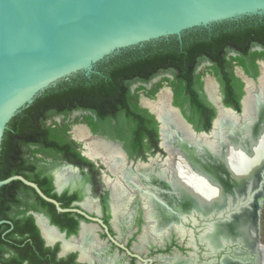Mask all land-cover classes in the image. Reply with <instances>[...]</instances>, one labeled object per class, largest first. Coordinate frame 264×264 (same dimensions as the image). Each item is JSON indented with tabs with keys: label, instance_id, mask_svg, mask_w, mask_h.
<instances>
[{
	"label": "trees",
	"instance_id": "16d2710c",
	"mask_svg": "<svg viewBox=\"0 0 264 264\" xmlns=\"http://www.w3.org/2000/svg\"><path fill=\"white\" fill-rule=\"evenodd\" d=\"M256 46L261 49L252 50ZM223 48L226 51L235 49L238 55L231 58L237 59L246 71L253 70L257 75L256 60L264 58V16L215 24L188 31L181 39L171 37L129 48L99 62L90 76L77 74L60 81L9 122L2 141L0 178L23 175L36 182L48 196L60 201L62 206H69L66 193L53 191L54 178L47 159L53 158V163L66 160L75 165H93L76 149V141L68 133L70 122L66 120L74 111H91L95 116L86 115L83 121L94 131H98V123L104 124L105 132L123 139L131 153L139 152L142 144L147 145V149L159 150L155 116L139 106L138 95L131 91L133 82H149L159 73L174 74L170 81L174 104L186 112L184 104L188 103L189 122L197 131H210L216 111L197 91V85H202L199 76L194 79L197 65L210 59L221 65L216 71L223 84L226 105L241 111L239 100L244 94L240 91L235 95L230 89L233 75L225 71L228 66L223 62L228 64L231 59L227 58V52L223 53ZM221 72L230 76L226 78ZM165 80L169 78L165 77ZM161 85L159 82L150 94L154 95ZM58 116L63 118L56 120ZM112 119L117 120L118 127L125 124L126 133L111 130ZM79 121L76 117L75 122ZM144 138H147L146 142ZM30 210L45 212L62 229L65 224L61 218L71 213L59 212L53 203L21 180L1 186L0 221H8L0 223V264H23L25 261L29 264H68L73 255L57 258L58 247L45 245L33 214L28 213Z\"/></svg>",
	"mask_w": 264,
	"mask_h": 264
},
{
	"label": "flooded vegetation",
	"instance_id": "af4514ba",
	"mask_svg": "<svg viewBox=\"0 0 264 264\" xmlns=\"http://www.w3.org/2000/svg\"><path fill=\"white\" fill-rule=\"evenodd\" d=\"M255 49H261V47L252 48V50ZM226 50L223 48V53L227 52V58L231 61L228 64L226 61L223 62L225 66H228L225 71L231 72L230 75H233L230 80L233 85L230 89L235 92V95L240 91H244L239 100L241 111H237L234 107L225 103L223 84L216 71L218 65L221 66L220 64L212 59L204 60L197 65L194 72L196 75L194 79L196 80L199 76L202 82L201 87L197 85L200 97L216 111V115L212 120V127L215 118L218 116L220 106L232 108L239 113L242 112L243 99L245 95L250 93L249 81L251 82L252 94H256L253 93L255 91L253 83H259L257 93H260L262 88L261 77L263 75L264 58L256 60L259 72L254 75L253 70L246 71L237 59L231 58L238 55L235 49ZM229 73L224 72L222 74L221 72L226 78L230 76ZM165 77H168L169 80H165ZM234 77L235 79H233ZM173 78L174 74L172 72H165L159 73L149 82L136 81L131 84L132 93L138 95L139 106L153 114L158 123L159 150L147 149L148 146L142 144L140 150H138L139 152L131 153L126 148L123 139L113 137L105 132L107 127L104 124L98 123L99 129L94 131L87 122L83 121L84 116L94 115L91 111H74L67 118L66 121L70 122L68 133L70 138L76 141V149L89 159L93 165H75L66 160H58V162L53 163V158H48L49 170L54 178L53 191L58 194L66 193V196L68 195L67 199L70 200L67 208L80 209L88 214L90 218L76 211H68L71 213L61 218V221L65 224L62 229L59 224L52 222V218L45 212L34 210L28 212L29 214L38 212L49 219L50 226L45 219L39 217V221L45 222L58 235V238L52 241V245L47 244L33 214L45 245L51 248L58 247V259L71 258L73 255V260H70L68 264H225V259L237 264H242V259L249 261L250 264H258L259 253L256 252L255 247H247L242 236L233 240L224 239L218 248L212 247L201 238L212 223L228 218L229 213L236 210L234 203L223 210L222 217L214 219H206L204 215L196 210L184 214L174 213L171 216H164L163 220H157L154 218L155 215H152L156 207L150 200L148 191H150L149 188L153 191L155 188L149 184L145 176L140 175L138 165L154 162L158 163L155 165L161 167L169 157V153L167 152L168 156H164L166 150H163L164 147L161 144L163 140L161 133L162 121L157 112L151 108L149 102L156 101L161 91L164 88H169L171 91L169 102L172 108L173 106L179 108L187 121H189L187 117L190 115L188 103L184 104L186 112H183L181 106L174 104V89L170 85ZM208 81L214 84L217 100L211 96L208 90ZM159 82L162 85L157 88L154 95H151L150 90L154 89ZM140 86H144V88L141 89ZM259 95L261 93L256 96ZM75 112H80V114L73 117ZM58 117H56V120ZM76 117H79V122H75ZM76 125H82L88 132L89 138L76 137L74 130ZM118 129L126 133L125 124L118 127L117 120L112 119L111 130L116 131ZM91 139L106 142L107 145L118 149L123 157V161L117 164V168L121 169L120 171L113 172L106 163L105 156L108 152H102V154L93 158L89 157L86 145H90L91 142L89 141ZM146 141L147 138H144V142ZM161 153L162 158L159 157ZM66 166L72 170L68 171L67 179L63 181L60 170ZM123 169L126 170L127 175L133 177L135 181L133 184L139 182L138 186H133L132 182L124 178ZM5 221L8 220L1 222ZM86 239H88L87 243L85 242ZM66 242L70 245L68 250L64 249ZM23 264L29 263L25 261Z\"/></svg>",
	"mask_w": 264,
	"mask_h": 264
},
{
	"label": "water",
	"instance_id": "95a60500",
	"mask_svg": "<svg viewBox=\"0 0 264 264\" xmlns=\"http://www.w3.org/2000/svg\"><path fill=\"white\" fill-rule=\"evenodd\" d=\"M262 16L264 0H0V160L11 119L60 81L77 74L90 76L99 62L129 48L171 37L181 39L191 30ZM246 98L241 113L229 107L225 110L242 120ZM173 108L183 124V134L174 136L188 147L197 144L198 136L209 135L220 115L218 108L212 129L199 132L179 108ZM14 180L33 187L59 212L76 211L90 218L80 209L63 207L23 175L0 178V187ZM254 195L248 190L237 198L234 208L247 206ZM260 202L261 208L264 197ZM32 213L47 244L52 245L39 223V217L48 225L49 219ZM222 216L223 212H214L205 218ZM245 219L242 217L243 222ZM242 264L250 263L242 259Z\"/></svg>",
	"mask_w": 264,
	"mask_h": 264
},
{
	"label": "bare ground",
	"instance_id": "6f19581e",
	"mask_svg": "<svg viewBox=\"0 0 264 264\" xmlns=\"http://www.w3.org/2000/svg\"><path fill=\"white\" fill-rule=\"evenodd\" d=\"M208 90L217 100L216 89L211 81H208ZM170 95V89L164 88L156 101L149 100L151 108L162 121V146L170 154L161 165L162 168L160 165H147L143 166V171L140 172V175L145 176L155 188L154 191L150 188L148 191L150 200L156 207L151 214L155 215L154 218L157 220H163L164 216H171L174 213L184 214L193 210L207 216L206 209L211 211L223 207L226 197L233 191L241 190L245 184L256 183V178L264 169V91L259 96L246 98L245 119L242 122L220 106V115L213 132L216 137L212 140H200L202 136H198L197 144L191 147L182 145L179 137L174 136L178 132L183 134L181 132L183 124L178 112L169 102ZM75 129L79 137L87 139L83 126L76 125ZM222 130L226 134L225 137L221 134ZM90 145L93 146L88 152L90 156L95 157L102 152H108L105 161L110 169L113 172L121 170L117 168V164L123 161V157L116 147L98 141ZM122 174L133 186L139 185V182L133 184L135 183L133 177L127 175L125 169L122 170ZM263 197L261 194L254 199V204L248 212L250 216L246 217L244 222L242 214H239L236 222L225 225L221 230V235L230 236L232 239L245 234L247 245L255 247L259 254L262 249L256 237L261 209L260 199ZM39 222L48 241L52 242L58 238L57 233L45 222L41 220ZM201 238L214 248L221 244L213 237L209 228ZM87 241L88 239L85 240L86 243ZM69 247L66 242L64 249L68 250ZM224 262L237 264L229 259H225ZM258 264H264V261L258 259Z\"/></svg>",
	"mask_w": 264,
	"mask_h": 264
},
{
	"label": "rangeland",
	"instance_id": "374dc122",
	"mask_svg": "<svg viewBox=\"0 0 264 264\" xmlns=\"http://www.w3.org/2000/svg\"><path fill=\"white\" fill-rule=\"evenodd\" d=\"M264 67L262 68V77H261V92L260 93H262V91H263V89H264ZM249 89H250V93H248V94H251V95H248V98L249 97H255L256 95H258V94H260V93H257L258 92V85H259V83H253V85H254V89H255V91L253 92V93H256V94H252L251 93V82L249 81ZM146 104V103H145ZM147 105V104H146ZM80 114V112H75L74 114H73V117H75V116H78ZM243 119L241 120V122L245 119V114H243ZM62 119V117H58L57 118V120H61ZM82 126V125H81ZM74 130H75V135H76V137H78V134H77V132H76V129L74 128ZM86 130V129H85ZM223 131L224 130H222L221 132V134H222V136L223 137H225V133H223ZM213 132H214V129H213V131L209 134V135H201L202 137L200 138V140L202 139H207V140H212V139H214L216 136H214L213 135ZM86 134L88 135V138H89V134H88V132L86 131ZM207 137V138H206ZM79 138V137H78ZM94 141H99V142H102V143H105V144H107L106 142H103V141H100V140H96V139H91L89 142H94ZM163 141V140H162ZM91 148H93V146H91V145H87V149H88V151H90V149ZM165 148V147H164ZM163 148V150L165 151V149ZM167 150V149H166ZM168 151V150H167ZM167 151H165V154H164V156H168V153H169V151H168V153H167ZM169 156H170V154H169ZM159 157L160 158H162L163 157V155H162V153L161 154H159ZM164 159V158H163ZM155 164H158V163H148V164H140V165H138V170H139V173L140 172H142L143 171V169H142V167L143 166H147V165H155ZM72 169H70L69 167H62L61 168V170H60V173L62 174V179H63V181L64 180H66L67 179V175H68V171H71ZM264 170V169H263ZM261 171V173L259 174V176L256 178V183H252L251 185L248 183V184H245V187L244 186H242V189L241 190H238V191H233L232 193H231V195H229L228 197H226V201H225V203H224V205H223V207H221L220 209H215L214 208V210L212 209L211 211H209L208 209H206V212H205V214H207V215H210V214H212V213H214V212H218V213H222L223 212V210H226L230 205H232L233 203L234 204H236V200H237V198H240L241 197V195L243 196V195H246L247 193H248V190L249 191H251V189H252V193H255V195H254V198H252V200H251V202L247 205V206H244V207H241V208H239V209H236L235 211H233V213L231 212V213H229V215H228V218H226V219H224V220H220V221H215L214 223H212L208 228L210 229V233L213 235V237L219 242V243H222V240H224V239H226V240H233L230 236H227V237H225L224 235H221L222 233H221V230H222V228L225 226V225H230V224H232V223H234V222H236L237 220H238V217H239V214L241 215L242 214V217L243 218H249V211H250V209L252 208V205L254 204L253 202H254V199L255 198H257L259 195H264V171ZM141 174V173H140ZM148 181V180H147ZM150 184V183H149ZM253 189H255V190H253ZM257 190V191H256ZM232 199H235L234 200V202L232 201V202H229L230 200H232ZM230 203V204H229ZM238 210L240 211V213H238ZM201 212V211H200ZM217 213V214H218ZM244 214V215H243ZM205 216V215H204ZM208 228L206 229V230H208ZM221 228V229H220ZM224 237V238H223ZM235 238V237H234ZM242 238L244 239V243L247 245V243H246V235L245 234H242ZM256 241L257 242H259V243H261V244H263L264 245V202H263V205H262V207H261V211H260V213H259V224H258V231H257V237H256ZM249 246V245H248ZM261 249H262V252L259 254L260 256V258H258V259H261V260H263L264 261V247L261 245Z\"/></svg>",
	"mask_w": 264,
	"mask_h": 264
}]
</instances>
